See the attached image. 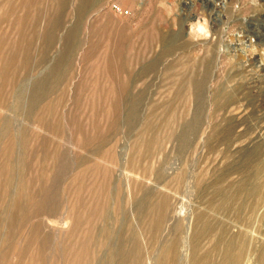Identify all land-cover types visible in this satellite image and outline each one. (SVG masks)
Segmentation results:
<instances>
[{
	"label": "rangeland",
	"instance_id": "obj_1",
	"mask_svg": "<svg viewBox=\"0 0 264 264\" xmlns=\"http://www.w3.org/2000/svg\"><path fill=\"white\" fill-rule=\"evenodd\" d=\"M262 256L264 0H0V264Z\"/></svg>",
	"mask_w": 264,
	"mask_h": 264
},
{
	"label": "bare ground",
	"instance_id": "obj_2",
	"mask_svg": "<svg viewBox=\"0 0 264 264\" xmlns=\"http://www.w3.org/2000/svg\"><path fill=\"white\" fill-rule=\"evenodd\" d=\"M92 8V7H91ZM221 96V95H220ZM216 98V97H215ZM220 99V98H219ZM215 100H217V99H215ZM218 101V100H217ZM222 101H224V103L222 104V106H225L226 108H235V107H239L240 105H238V103H240V101L237 99V100H235V97L234 96H224L223 98H222ZM220 106V105H219ZM221 106V107H222ZM239 109V108H238ZM246 109V108H245ZM221 110V109H220ZM229 110V109H228ZM255 175H257V172L255 173ZM259 175V174H258ZM249 179V178H248ZM251 184H254V183H250V185ZM255 185V184H254ZM262 187V186H261ZM256 188V187H255ZM257 188H258V186H257ZM258 190V189H257ZM261 190V189H260ZM255 191V190H254ZM256 193V192H255ZM254 193V194H255ZM252 194V193H251ZM260 194V193H259ZM228 197V196H227ZM232 197V196H231ZM258 197V196H257ZM259 199V198H258ZM47 217V216H46ZM47 219V218H46ZM51 219V218H50ZM49 219V220H50ZM55 220V219H54ZM60 220V219H59ZM46 221H48V220H46ZM58 221V220H57ZM49 222V221H48ZM52 222H53V220H52ZM54 223V222H53ZM157 223H159V221H157ZM203 225H205V224H203ZM202 227H204V226H202ZM209 229H211L210 227H209ZM219 240V239H218ZM222 240L223 239H221V241L220 242H222ZM232 240V239H231ZM236 244V243H235ZM226 245V244H225ZM217 246V245H216ZM238 249V248H237ZM238 250H240V249H238ZM242 250V249H241ZM226 251H227V249H226ZM229 252V251H228ZM233 252V251H232ZM262 253V252H261ZM239 254V253H238ZM263 254V253H262ZM241 256V255H240ZM262 257H264V256H262ZM237 260V259H236ZM234 261H235V259H234ZM221 262V261H220ZM236 262H238V261H236ZM214 264H215V262H214ZM222 264H223V261H222Z\"/></svg>",
	"mask_w": 264,
	"mask_h": 264
},
{
	"label": "clouds",
	"instance_id": "obj_3",
	"mask_svg": "<svg viewBox=\"0 0 264 264\" xmlns=\"http://www.w3.org/2000/svg\"><path fill=\"white\" fill-rule=\"evenodd\" d=\"M195 23H197V24H199L200 23V21L198 20V21H196ZM205 23H207V21H205ZM204 29L203 28H201V31H203Z\"/></svg>",
	"mask_w": 264,
	"mask_h": 264
}]
</instances>
